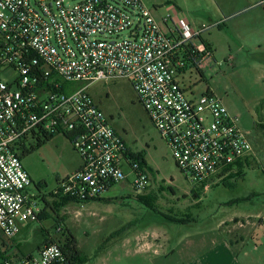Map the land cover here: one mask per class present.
<instances>
[{"label":"built area","instance_id":"1","mask_svg":"<svg viewBox=\"0 0 264 264\" xmlns=\"http://www.w3.org/2000/svg\"><path fill=\"white\" fill-rule=\"evenodd\" d=\"M164 22L168 32L143 0H0V264L64 261L59 243L32 258L1 256L43 210L28 192L33 180L19 152L29 135L69 134L80 155L81 166L54 196L84 203L123 179L137 191L149 188V170L89 92L96 82H132L196 188L226 179L250 156L252 144L222 99L195 97L184 85L187 72H200L214 55L201 39L204 29L172 14Z\"/></svg>","mask_w":264,"mask_h":264},{"label":"rangeland","instance_id":"2","mask_svg":"<svg viewBox=\"0 0 264 264\" xmlns=\"http://www.w3.org/2000/svg\"><path fill=\"white\" fill-rule=\"evenodd\" d=\"M143 1L165 32L168 27L164 18L168 14L184 19L194 30L204 29L201 39L211 45L214 55L200 72L188 71L184 85L191 84L195 97L213 93L232 116L238 117V126L252 144L242 174L201 188L200 198L195 197L190 192L195 186L178 168L132 82L124 78L99 81L88 90L112 118L127 145L145 157L150 186L137 191L128 179H123L100 199L55 208L57 198L52 193L78 170L81 158L63 133L41 146L31 134L23 140L19 152L33 180L28 192L48 216L30 224L25 234L29 244H38L42 234L62 238V232L57 230L59 217L64 218L62 226L72 230L87 254H94L130 228L166 230L173 247L179 239L225 220L229 221L224 225L227 237L237 246L244 240L250 256L264 263V0ZM129 35L125 32L120 37ZM75 85L80 88L84 84ZM39 134L45 139L44 134ZM146 191L151 195L143 197ZM168 216L190 223H175ZM176 253L172 259H180Z\"/></svg>","mask_w":264,"mask_h":264},{"label":"crops","instance_id":"3","mask_svg":"<svg viewBox=\"0 0 264 264\" xmlns=\"http://www.w3.org/2000/svg\"><path fill=\"white\" fill-rule=\"evenodd\" d=\"M227 179L233 178L227 177L224 180ZM191 190H199V188L193 187ZM185 194L188 195V193ZM150 195L151 193L146 191L143 197ZM227 223L229 221L222 220L209 230L179 239L173 247L166 230L158 228L151 229L152 231L148 228H130L127 233L108 239L110 242L98 248L94 254L85 253L79 241L78 247L82 254L88 257V260L82 264H264L258 257L250 256V253L245 250L244 240L237 246L227 237V231L224 228ZM29 228L30 224L25 226L18 237L6 244L5 251L8 256H35L39 253L38 244L31 246L30 239H27L25 235ZM177 251L181 260L171 258L177 254Z\"/></svg>","mask_w":264,"mask_h":264},{"label":"trees","instance_id":"4","mask_svg":"<svg viewBox=\"0 0 264 264\" xmlns=\"http://www.w3.org/2000/svg\"><path fill=\"white\" fill-rule=\"evenodd\" d=\"M208 45V44H207ZM209 47H211V45H209ZM212 48V47H211ZM76 83H71V86H73V89H78L77 85H75ZM58 133L61 132H50L49 134H45L44 138L42 139L41 137H38V141H39V146H41L43 143H45L46 141L52 139L55 135H57ZM64 134V133H63ZM66 137L73 143V139L71 137V135L69 134H65ZM27 153H29L27 151ZM135 159L137 162H139L141 164L142 167H145L149 170V167L147 165L146 159L143 156V154H136L135 155ZM238 170L235 173H232L228 178H234V177H238L241 176L242 174V169L244 167V163H238L237 164ZM230 180V179H227ZM227 180H222V182H227ZM201 188H199V190H194L192 193L194 194L195 197L200 198L201 195ZM54 196V195H52ZM57 200L54 202L55 203V208H64L66 207L68 204L72 203V202H77L76 200H73L71 198L68 197H57ZM99 199V198H97ZM151 208H153V205H150ZM155 210V209H154ZM48 216V213L46 212V210H42V213L40 214L39 217V221L46 218ZM170 221L175 222V223H187V221L184 218H177V217H172V216H168L167 217ZM64 220V218L59 217L58 218V224H57V230L59 232H62V238L57 239L54 238L53 236H51L50 234H42L43 239L38 243V247L39 250L43 247H45L48 244L51 243H59L60 246L63 249V253H64V261L62 263H67V264H82L84 262H86L88 260V257L84 256L82 254V252L80 251L79 247H78V239L75 236V234L72 232V230H70L68 227L62 226V221ZM7 255V251H4L1 256H6ZM33 255H28V256H23V257H28V258H32ZM12 258L15 259H20L23 257H17V256H11Z\"/></svg>","mask_w":264,"mask_h":264}]
</instances>
